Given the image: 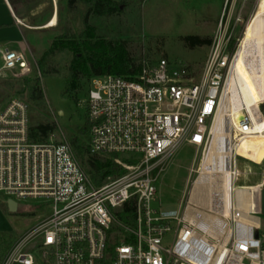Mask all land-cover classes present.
<instances>
[{"label":"built area","instance_id":"built-area-1","mask_svg":"<svg viewBox=\"0 0 264 264\" xmlns=\"http://www.w3.org/2000/svg\"><path fill=\"white\" fill-rule=\"evenodd\" d=\"M229 39L225 32L215 35L197 82L187 65L166 59L143 61L135 75L90 79L89 154L127 161L121 175L99 187L68 140H54L53 132L46 142H32L28 102L10 98L0 108V196L26 212L37 201L49 214L37 215L36 226L13 242L0 264H264L260 209L244 211L235 197L217 209V197L204 179L192 200L201 166L190 170L180 216H159L150 207L162 162L183 143L198 148L208 141L233 61ZM0 59V76L32 71L21 51L0 46ZM262 119L259 107L256 119L242 110L238 138ZM236 157L229 165L233 195L245 187L236 185L242 175ZM255 186L260 200L264 179ZM116 208L133 209L134 228L116 219Z\"/></svg>","mask_w":264,"mask_h":264},{"label":"rangeland","instance_id":"rangeland-1","mask_svg":"<svg viewBox=\"0 0 264 264\" xmlns=\"http://www.w3.org/2000/svg\"><path fill=\"white\" fill-rule=\"evenodd\" d=\"M115 1L124 5L123 10L112 15L106 25H100L97 34L108 40L125 41L135 65L141 64L143 61L155 64L160 59H166L169 63L187 65L192 82H197L201 78L215 35L225 32L230 38L229 40L233 41L234 52L230 54L228 51V53L234 58L244 38L249 20L256 14L264 12V0ZM12 4L14 7L16 6L22 23L33 28L30 30V52L33 57L28 52L25 55L32 71L20 76H13L10 73L0 76V108L10 98L19 97L29 104L31 125L37 122L55 123L54 140L66 139L69 141L71 137L79 135L84 126H87L86 136L88 137L89 125L85 102L90 88V79H81L79 89L67 91L68 67L72 63L74 53L64 50L49 59L50 66L60 70V73L57 74L41 75L36 65V62L54 40L60 43L63 41L61 37L64 33L77 35L84 29L82 16L86 10L85 6L79 3L72 12L67 7V0H12ZM55 15L57 24L54 27L45 28ZM187 36L209 39L211 43L190 48L184 41V37ZM82 54L84 57L86 56L84 52ZM240 67L238 64L239 70ZM241 74L245 78L247 77L245 71V75ZM36 77L39 79V87L43 93L42 105L28 99L27 87L23 84L25 79L33 80ZM220 110L222 111V109ZM222 123L221 120L219 137L216 138L215 144L213 143V134H210L208 141L198 148L183 143L173 155L162 162V171L155 181L157 193L150 204L151 209L156 211L157 215L163 217L181 215V201L190 187V170L201 166L204 155H206L205 158L209 156L212 159L213 169L222 171L228 131V136L231 135V158L234 157V154L237 155V165L242 172L236 185H245L241 188L250 190L252 209H260L259 192L255 185L261 183L260 179L264 175V141L258 143V146H254V151H252L253 149L247 151L243 146L234 148V144L238 143V135L235 130L226 129ZM158 169L153 171L154 175ZM248 169L251 172H248ZM196 176L193 174L192 179ZM0 202L6 221L0 225V255L4 256L14 241L25 231L36 226L39 222L37 215L43 213L45 208L40 206L39 202L32 201L29 204V211L32 210V213L21 209L10 213L1 196ZM45 211V215L49 214L48 209ZM113 214L120 223L131 228L135 227L134 219L131 221L132 223H127L129 221L127 220L128 214L124 210L116 208L113 210ZM259 218L264 231V215L260 214ZM3 256L0 257V262Z\"/></svg>","mask_w":264,"mask_h":264},{"label":"trees","instance_id":"trees-1","mask_svg":"<svg viewBox=\"0 0 264 264\" xmlns=\"http://www.w3.org/2000/svg\"><path fill=\"white\" fill-rule=\"evenodd\" d=\"M79 3L86 8L82 16L85 25L84 29L77 35L64 33L61 37L63 41L60 43L54 40L36 62L39 73L41 75L60 73V70L50 66L49 59L61 51L70 50L74 53V57L68 67V92L79 89L81 87L80 80L83 78L91 79L108 74L126 77L137 74L140 71L141 64H134L125 41H112L97 34L100 25H106L112 15L123 10L124 5L115 0H67L69 11L73 12L76 8L75 6ZM184 41L190 48L211 43L209 39H201L196 36L184 37ZM227 49L230 54L234 52L233 41L229 40ZM82 52L85 53V57ZM240 71L244 74L241 67ZM23 84L27 87L28 99L31 102L42 105L43 93L39 87V79L37 77L33 80L25 79ZM259 109L264 114L263 103L259 105ZM54 130L55 123L37 122L30 125L29 138L36 143L46 142ZM86 130L87 126H84L80 134L71 137L69 142L82 168L88 174L94 186L99 187L108 178H115L121 175L124 171L123 166L127 161L120 159L118 155L103 158L90 155ZM125 212L128 214L127 220L129 221L127 223H132L131 221L134 218L133 209L128 208ZM2 256L0 255V257Z\"/></svg>","mask_w":264,"mask_h":264},{"label":"bare ground","instance_id":"bare-ground-1","mask_svg":"<svg viewBox=\"0 0 264 264\" xmlns=\"http://www.w3.org/2000/svg\"><path fill=\"white\" fill-rule=\"evenodd\" d=\"M56 24L57 17L55 15V18L48 25ZM245 31L241 45L234 55L224 92L221 96L220 109H222V111L219 109L210 128V134H213L214 137V144L216 138L219 137V125L221 120L226 129L231 128V131L232 129L234 131L239 126L242 110H246L253 119H256L259 103L264 102V12H260L253 16L246 25ZM238 64L245 71L247 75L246 78L241 74ZM228 135L226 136L227 148L223 153L224 168L222 171L213 169L212 159L209 156L205 158L206 155H204L201 160V176L193 186L191 199L193 200L199 195L202 186L201 183L204 179L210 184V193L215 194L214 196L217 197L216 199L219 204L223 201L225 206L229 205L232 197H235L239 202V206L242 207L244 211H248L252 209L250 203V190L237 187L233 195L230 186L231 176L229 165L232 157V146H230L231 135ZM237 140L238 143L234 144V148L243 146L247 151H251L252 149V151H254V146H258V143L264 141V119L259 121L255 120L253 131L243 135ZM246 221L250 224L253 222L257 224V220L246 219Z\"/></svg>","mask_w":264,"mask_h":264},{"label":"crops","instance_id":"crops-1","mask_svg":"<svg viewBox=\"0 0 264 264\" xmlns=\"http://www.w3.org/2000/svg\"><path fill=\"white\" fill-rule=\"evenodd\" d=\"M54 18L52 17L51 20H53ZM48 24L45 26V28H51L55 26ZM32 29L33 28L22 23V18H20L16 6L14 7V4H12V0H0V46L1 47H6L9 49L21 51L24 53V55H26V52H28L33 57V54L30 52V42H31L30 30ZM263 179H264V175H262L260 182H262ZM0 206H1V202H0ZM216 208L220 209L219 202L216 205ZM4 222H6L4 217V212L0 207V225H3ZM263 262H264V257H263Z\"/></svg>","mask_w":264,"mask_h":264},{"label":"water","instance_id":"water-1","mask_svg":"<svg viewBox=\"0 0 264 264\" xmlns=\"http://www.w3.org/2000/svg\"><path fill=\"white\" fill-rule=\"evenodd\" d=\"M6 207L10 213H15L17 211V203L13 200H7ZM260 214L264 215V187L260 191Z\"/></svg>","mask_w":264,"mask_h":264}]
</instances>
